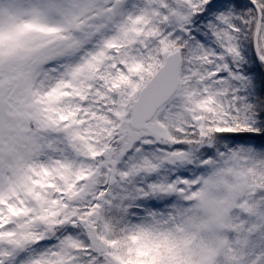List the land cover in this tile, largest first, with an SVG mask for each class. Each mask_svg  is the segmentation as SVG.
I'll use <instances>...</instances> for the list:
<instances>
[{"label":"snow or ice","instance_id":"6c2138e0","mask_svg":"<svg viewBox=\"0 0 264 264\" xmlns=\"http://www.w3.org/2000/svg\"><path fill=\"white\" fill-rule=\"evenodd\" d=\"M0 264H264V0H0Z\"/></svg>","mask_w":264,"mask_h":264}]
</instances>
